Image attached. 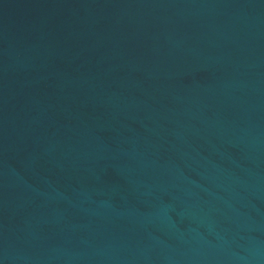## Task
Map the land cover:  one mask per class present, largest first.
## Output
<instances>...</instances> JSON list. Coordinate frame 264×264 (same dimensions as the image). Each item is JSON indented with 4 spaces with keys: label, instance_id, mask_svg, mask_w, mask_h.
I'll return each mask as SVG.
<instances>
[{
    "label": "water",
    "instance_id": "1",
    "mask_svg": "<svg viewBox=\"0 0 264 264\" xmlns=\"http://www.w3.org/2000/svg\"><path fill=\"white\" fill-rule=\"evenodd\" d=\"M0 264H264V0H0Z\"/></svg>",
    "mask_w": 264,
    "mask_h": 264
}]
</instances>
